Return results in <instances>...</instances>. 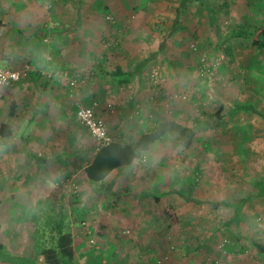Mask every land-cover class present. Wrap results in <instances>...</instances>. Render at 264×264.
Returning a JSON list of instances; mask_svg holds the SVG:
<instances>
[{"label": "rangeland", "instance_id": "374dc122", "mask_svg": "<svg viewBox=\"0 0 264 264\" xmlns=\"http://www.w3.org/2000/svg\"><path fill=\"white\" fill-rule=\"evenodd\" d=\"M179 1L37 0L38 26L46 31L41 43L46 47L55 42L50 35L56 31L71 42L77 30L91 32L86 46L91 55H83L82 67L67 75L63 72L70 97L74 93L80 99L85 93L87 96L85 102L70 99L69 117L62 121L53 118L52 122L48 110L40 116L9 117L11 93L21 80L0 88V122H10L17 131L10 139H0V242L4 245L0 264H46L40 251L55 244L60 209L63 226L76 230L77 264H264V254L252 246H264V198L245 205L241 217L228 229L223 222L230 210L211 205L244 198L264 172V120L243 112L220 121L213 116L221 106L225 113L235 104L252 103L264 115V49L258 51L251 45L264 30V0H206L209 7L227 1L228 9L220 16L191 4L181 13L180 32L169 35ZM97 2L105 10L98 9ZM78 8L80 28L75 27ZM243 24L250 26L246 34H241L242 27L233 31V26ZM11 29L0 30L5 43L16 37L22 41L23 35L15 36ZM7 44L5 50L10 47ZM151 56L154 63L146 69L142 87L144 95L147 91L164 95L158 103L163 106L156 123L172 119L195 132L188 149L181 148L174 134H167L141 164L147 182L161 199L159 204L124 194L139 190L141 183L132 175L112 174L104 190L95 192L86 182L83 168L96 146L76 121L78 107L96 103L97 113L98 97L103 105L121 107L118 98L125 93L118 94V88L96 68L100 62L107 71L114 65L129 69L136 60ZM177 60L179 66L167 68V62ZM38 73L37 84L29 86L27 93L41 101L50 78L48 72ZM140 84L133 82L135 87ZM98 117L106 126L103 117ZM20 130L26 137H19ZM3 143L8 146L2 147ZM24 147L28 154H39L49 163L35 165L19 154ZM56 157L63 159L54 160ZM154 169L162 176L159 185ZM170 189L202 204L186 203L167 194ZM166 206L174 208L177 225L169 226L163 215ZM119 209L121 213L133 209L134 216L144 217L143 226L133 231L127 227L134 220L132 214H121L126 216L124 228L115 229L118 221L112 218ZM147 221L152 226L143 232ZM115 233L117 238L111 239ZM113 240H117L116 257L109 251Z\"/></svg>", "mask_w": 264, "mask_h": 264}, {"label": "crops", "instance_id": "0c3cea01", "mask_svg": "<svg viewBox=\"0 0 264 264\" xmlns=\"http://www.w3.org/2000/svg\"><path fill=\"white\" fill-rule=\"evenodd\" d=\"M38 4L39 3L37 2V0H0V26L1 25L4 26L0 28V30L5 31L9 26L12 28L11 30H13L15 36L23 35L21 36L22 41L21 40L19 41L18 37H16V39L14 40L15 43L14 41H11L10 44L9 43L7 44V42L5 43V38H3V36L0 34V66L5 69H11V70H16V71H23L25 67L29 66L28 71L26 72L23 80H21L19 84H16V86H14V89L11 93V95L13 96L12 100L17 105V109L13 116L14 118L18 116L20 117L21 114L24 116V118H26L27 115L30 113H31V116L33 115L40 116V114L43 113V110L45 113H47L46 111L48 110L50 111V113H52L51 115L52 117L49 116L52 122H54L53 118H59L62 121L63 119H66L69 117L70 99L79 100L80 102L82 101L85 102L86 98L84 96H87L84 90H82V94L85 93V95L81 96V99L78 98V95L74 92H72L74 93L73 95L74 97H70L69 88L67 86L68 84H67V81L63 78L64 76L63 74L66 71H67L66 75L68 73H72L71 69H74L75 67H78V68L82 67L83 55L84 56L91 55L92 53L91 50H89L86 47L89 41L88 39L91 37V32L90 31L88 32L87 30H81V29L77 30L75 32V36L72 37L73 42H71V40L68 39L67 35L65 36L59 31H56L55 34L50 35L52 40L54 39L53 41L55 42H53L50 45V48L46 47L45 45L41 43V41L45 42L46 40V36L44 35L46 34V31L39 29V26H38V17H37L39 15ZM6 44H7V47L8 45L10 46L8 47V50H11V51L5 50ZM153 63L154 61L152 60L150 64L148 65V67ZM180 64H181V61L177 60V61H172L171 63L167 62L166 66L168 69L170 68L174 69L176 65L179 66ZM156 65H153V66H156ZM146 69L144 70L142 79L145 76ZM38 71H40L41 73L48 72L47 73L49 76L48 78H50V81L47 84V86H49L47 90V94L45 95L43 99L41 98V101L35 99L33 94L27 93V88L29 86H33L34 84H37V80L40 76ZM52 73H54V75H51ZM142 79H141L140 86H136V87L133 86V82L135 80H132L127 86L120 87V89L118 88L119 90L117 91L119 92L118 94L125 93V96H123L122 94L118 98L120 100V105H121V107H119L120 109H115L112 107V105L108 106V102H105V105H103L101 98L98 97L100 101V107L98 106V111L96 115L98 114L103 117L102 119H104V121L106 122L108 133L112 137L113 141H116L122 144L129 143L131 141L136 140L139 135L157 127L159 124L164 123V122L173 121L172 119L171 120L163 119L161 120L160 123L158 124L156 123V117L158 116V111H161V108L163 106L158 103H160V101L164 98V95L161 94L160 96H158V94L154 95L153 93L151 95V93L148 91H147V94L144 95L143 94L144 90L142 87ZM123 88L133 89L134 91L131 90L129 93L127 89L123 90ZM96 91L97 90H95V92ZM2 96L0 95V98H2ZM174 99H173V103H176ZM1 101L3 100L0 99V102ZM6 113L9 116V107ZM45 116L47 117V115ZM111 118L113 119V121L111 120ZM175 122L177 123V121ZM2 123L8 124L11 127L13 125L10 122H0V124ZM184 127H187V126H184ZM187 128H191V127H187ZM132 130H134V132ZM15 134H17V131H13V136H15ZM19 134H20L19 137L21 138H22V135L26 137V133L24 132V130H20ZM7 146L8 144L6 145L4 144L2 147H7ZM156 146H158V143L153 145L151 148H149V150L146 151L142 155L141 159L136 160L133 163L132 167L125 169L124 174L120 176V177L128 178L130 177V175H132L131 178H133L134 176L135 178L134 181L138 180L141 183L138 186L139 187L138 192L133 193L127 190L126 191L127 193L126 192L124 193V194H127V196L129 195L133 198L132 195H137L141 191H149L152 194L158 196L157 193H154V189L150 187L151 186L150 182H147V177H146L147 172L146 171L143 172V170H141L142 169L141 164L146 162L145 158L146 157L147 159L149 158L148 156L151 155L152 150ZM20 149L21 150L19 151V154H22L21 151H24L25 153H27L25 147L20 148ZM32 155H37L41 157V155L39 154H32ZM92 155L93 153H91V156ZM157 165H160V164H157ZM160 174L161 173L159 171H155L154 169V175H156V178L154 180L158 181L157 182L158 185L160 183L159 179H161L162 177ZM85 180L89 184V182L86 179V176H85ZM143 181L147 184H143L142 183ZM104 184L100 186H96L95 188H92V189L95 192L99 193L104 190L105 188ZM110 185H109V189L112 186ZM126 210L127 211H125L124 213H121L122 211L121 209H119L118 215L116 214L117 218L116 217L112 218V220L118 221L115 224L117 226L115 229L124 228L123 226H124V222H125L124 220L126 219L125 218L126 216H122L121 214L123 215L132 214V218L134 220L133 221L131 220L129 223V226L127 225V227H129L133 231L134 229H137V228L139 229V226H143L144 217L139 216V215L134 216L135 212H133V209H132V212H129L131 211L130 209L129 211L128 209ZM137 213H139V211H137ZM145 218H148V217H145ZM109 223L113 224V221ZM150 226H152L151 221H147V225L144 226L143 232H147L150 229ZM74 236H73V247L75 244ZM116 238H117V234L115 233L112 235L111 239H116ZM112 242L113 243L109 245V251L110 250L113 251L111 252V255L116 257L117 256V248H116L117 240H113ZM74 252H75V249H74ZM75 258H76V253H75Z\"/></svg>", "mask_w": 264, "mask_h": 264}, {"label": "trees", "instance_id": "16d2710c", "mask_svg": "<svg viewBox=\"0 0 264 264\" xmlns=\"http://www.w3.org/2000/svg\"><path fill=\"white\" fill-rule=\"evenodd\" d=\"M191 4L198 5L201 10H204L209 15L220 16L226 9H228L227 1L223 2V4L217 5L216 7H209L206 0H180L176 9L175 20L169 35H174L180 32L181 13L187 8V6ZM96 7L103 10L106 8L100 2L96 3ZM80 17L81 11L80 8H78L77 18L75 20L76 28H80ZM240 27L243 28V32L241 34H246L244 31L250 28V26L246 24H243L242 26L236 25L233 26V31L242 29ZM251 45L258 51L264 49V30L259 31V34L256 36V39L252 41ZM153 59L154 57L151 56L136 60L129 69H123L119 65H114L113 68L107 71L104 70L101 62L96 66V68L99 69L102 75L111 80L113 86L120 88L127 86L132 80H136L138 83H141L144 70L148 67ZM8 107L9 117H13L17 109V105L14 101H11ZM223 111L224 108L221 106L214 113V118L220 121L224 119L225 116L231 118L235 113L245 112L249 114H256L264 120V115L257 110L256 105L253 103L250 105L235 104L225 113H223ZM34 116L35 115L32 117ZM169 133H172L177 137L178 142L183 149H188L192 145L195 138V132L193 129L184 127L175 121H169L159 124L150 131H146L145 133L139 135L136 140L129 143L122 144L113 141L107 146L95 148L92 151V157L88 159V163L83 170L87 181L92 188H95L96 186L104 184L112 174H117V176L123 175L125 169L131 168L133 163L136 160L141 159L142 155L148 151L149 148L162 141L163 138ZM12 136V127L5 123L0 124V139H10ZM21 153L30 158L39 167L49 163V160L43 157L27 154L24 151H21ZM60 159H63V157H56L54 160L58 161ZM189 186L191 188L194 187L192 182ZM170 193L175 194L186 203H193L195 205L202 204L201 201L191 199L177 189H170L167 194ZM132 196L136 200H149L155 204H159L161 201L160 197L152 194L149 191H141L139 194ZM261 198H264V172L261 178L255 180L252 183L251 191L244 198L237 202L228 200L223 202H214L211 203V205L215 209L224 207L230 210L228 218L223 222V227L228 229L231 228L241 217L242 209L245 205H247L252 200H258ZM59 213L58 221L55 226L57 233L55 244L50 248L41 249L40 255L44 258V262L46 264H77L73 247V236L76 234V230L64 227L63 221L65 217L62 215V209H60ZM163 215L169 221L170 227L178 224V217L176 216L172 206H166L163 209ZM252 246L258 249L259 253L264 254V246L258 244H254ZM3 250L4 247L0 243V252Z\"/></svg>", "mask_w": 264, "mask_h": 264}, {"label": "built area", "instance_id": "2783aa9c", "mask_svg": "<svg viewBox=\"0 0 264 264\" xmlns=\"http://www.w3.org/2000/svg\"><path fill=\"white\" fill-rule=\"evenodd\" d=\"M5 69L0 66V88H7L23 79L27 72ZM156 78L157 75H153ZM96 103H91L85 107H78L76 111V121L85 128L93 139L96 148L107 146L113 142L104 122L96 115Z\"/></svg>", "mask_w": 264, "mask_h": 264}]
</instances>
